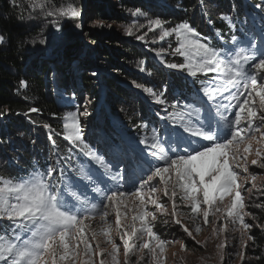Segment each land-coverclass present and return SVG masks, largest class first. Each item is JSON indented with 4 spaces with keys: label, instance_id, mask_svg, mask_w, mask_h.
<instances>
[{
    "label": "snow or ice",
    "instance_id": "snow-or-ice-1",
    "mask_svg": "<svg viewBox=\"0 0 264 264\" xmlns=\"http://www.w3.org/2000/svg\"><path fill=\"white\" fill-rule=\"evenodd\" d=\"M46 3L47 0H38L31 7L43 9ZM256 7L261 8V5ZM46 15L79 21L83 10L69 2ZM132 15L146 16L147 13L137 8ZM223 18L231 21L230 17ZM165 23L160 18H150L147 27L153 32L159 29L156 39L162 42L175 36L177 46L173 51L184 57L185 62L168 63L162 58L163 49L154 50L157 57H161L162 65L180 70L193 78L194 83L200 76L210 77L206 82L201 81L198 101L186 102L178 108L180 101L177 100L170 105L171 112L163 107L168 102L162 94L142 88L153 98V103L163 107L164 114L157 112V117L187 134L185 145L166 148L167 141L162 143L154 128L151 142L147 138L138 141L142 147L135 156L129 155L115 141L108 143L107 151L101 153L84 140L81 117L90 113L68 112L63 118L64 138L82 154L86 163L74 170L77 172L75 183L63 180L58 183L56 178H62L64 172L51 163L43 172H34L27 178L0 177V264H121V247L123 264H141L146 256L148 264H165L166 247L178 241L162 239L153 230L152 222L157 220V213L171 217L187 237L200 244L193 230L183 223L177 198L190 208L195 233L202 231L197 219L202 218L204 225L211 223L214 235L228 232L231 224L232 230L239 233L238 239L233 236L240 245L234 256L244 264L249 241L255 246V238L249 233L254 226L264 227L246 222V216L253 220L256 217L246 211L248 205L242 194H251L257 187V176L249 174V165L264 169V36L258 48L255 38L241 43L234 35L235 47L221 51L210 46L207 38L190 23L184 21L170 28H165ZM75 26L82 27L79 23ZM97 26L104 27L103 21H97ZM64 27L57 23L56 31ZM125 33L133 35V26L127 27ZM146 35H138L136 39L144 41ZM3 42L4 37L0 35V44ZM39 43L45 44L47 40ZM140 71L146 69L141 67ZM20 86L26 87V82L20 81ZM135 87L142 86L135 84ZM229 109L234 111L228 113ZM29 112H39V109L30 108ZM43 127L53 131L51 125ZM200 141L207 143L193 147ZM253 142L259 146L254 148ZM121 153L123 155H119ZM253 154L256 158L249 161ZM140 160L150 167L134 191H120L118 185L116 190L99 186L103 182L99 178L104 175L110 176L112 181L123 180L124 173ZM249 182L252 187L245 188ZM80 184L103 197L99 208L87 207L88 197L79 191ZM161 193L170 201V211L160 203ZM127 197H136L130 223H125L129 217ZM149 204L156 211H149ZM97 215L105 223L99 231L88 223ZM110 215L114 216L119 244L112 237V224L107 223ZM210 216L214 218L211 222ZM136 221L140 222L139 227ZM101 235L105 237L103 246L98 239ZM225 247V242L217 245L221 253Z\"/></svg>",
    "mask_w": 264,
    "mask_h": 264
},
{
    "label": "trees",
    "instance_id": "trees-1",
    "mask_svg": "<svg viewBox=\"0 0 264 264\" xmlns=\"http://www.w3.org/2000/svg\"><path fill=\"white\" fill-rule=\"evenodd\" d=\"M244 1L247 0H47L45 8L33 9L31 5L38 0H0V35L4 37L0 44V177L17 179L33 170L43 172L51 163L64 172L57 182L70 183L77 176L74 170L86 163L82 154L62 138L63 118L73 106L64 104L56 90L89 100L92 111L103 96L100 116L105 133L100 136L109 143L121 144L125 151L131 150L126 139L130 134L140 141L155 128L165 141L164 134L173 135L176 127H170L156 113L163 115V107L171 112L170 105L177 100L178 108L197 101L201 81L210 77L200 76L194 83L180 70L164 67L154 50L163 49L162 58L168 63L185 60L173 51L175 39L169 37L165 43L157 44L159 29L149 31L148 19H162L165 28L186 21L207 38L210 46L222 48L234 35L250 38L254 27L264 33V0H249L248 4ZM69 2L82 8L79 21L46 15ZM137 8L147 15H132ZM250 11L256 13V19H248ZM223 17H230L232 24ZM97 21L118 24L122 30L133 26L134 34L109 31L97 26ZM57 23L65 27L56 31ZM77 23L82 27L77 28ZM141 24L145 27H138ZM145 33L144 41L136 39ZM42 39L47 43H39ZM141 67L146 71H140ZM20 81L27 86L21 87ZM133 82L142 87H135ZM143 87L162 94L168 103L163 107L153 103ZM30 108H38L39 112H29ZM106 111L110 112L108 117ZM111 117L118 120V131ZM44 124L51 125L53 131ZM100 126L98 123L95 127ZM97 136L88 134L86 142L102 153ZM255 192L248 211L260 225L264 222V187ZM165 224L161 222L159 228ZM251 235L255 246L251 243L252 258L247 264H264V229L253 228Z\"/></svg>",
    "mask_w": 264,
    "mask_h": 264
},
{
    "label": "rangeland",
    "instance_id": "rangeland-1",
    "mask_svg": "<svg viewBox=\"0 0 264 264\" xmlns=\"http://www.w3.org/2000/svg\"><path fill=\"white\" fill-rule=\"evenodd\" d=\"M249 2L250 1L247 0V1H244L243 3L248 4ZM251 6H253V5H251ZM242 7H245V6L243 5ZM248 15H249L248 19L254 20L257 18V15L255 12L250 11V13H248ZM232 21H233L232 19L230 22L228 20V22L230 24H232ZM103 23H104V28L108 29L109 31L114 32V31H121L122 30V27L119 26L118 24H115V23L110 24V23H105V22H103ZM95 24H96V22H94L93 25H95ZM108 25H111V27H109ZM170 27H174V26H170ZM170 27H168V28H170ZM124 30H122V31H124ZM252 33H253V35L250 36V38H244V39L238 38V41L241 43H246L247 40H251V39L255 38L257 47L259 48L260 47V40H261V37L264 36V33L261 30H259L257 27L253 28ZM170 39H175V36H172ZM165 41H167V38ZM165 41L162 42V41L157 40V44L160 45L162 43H165ZM223 46L224 47H222V48H219V47H214V48H217V49H220L221 51H224L226 49H231V48L235 47V45L232 44V41L230 43L223 44ZM257 55H259V53H257ZM95 75H97V72L95 73ZM56 92H58V95L61 97V99H63L64 104H66L67 106H73V107H69L68 112H73V111L84 112V111H87L88 113H90V115L87 117H81V122L83 124L84 140L85 141L88 140L86 138L88 134L95 133L96 135H98L96 142L98 141L99 143L101 142V144H102V147H103L102 153L106 152L107 151L106 148L108 147L109 142L106 141L105 138H102L100 136V135H104V133H105V129L103 128V124H102V120H101V116H100L101 111L103 110V109H101V106H102L101 104L104 103V101L102 100L103 96L100 98V102L98 104L99 106L95 110L92 111V109H91L92 107L90 105L91 102L89 103V100L82 98V97H78V96L76 97L75 94H72V95H70L69 93L65 94L64 91H60V90H56ZM198 100H199V98H198ZM222 102L228 103L227 100H223ZM233 111H234L233 109H229L228 113H232ZM105 113H106V116L108 117L110 112L106 111ZM229 118L231 119L232 116L230 115ZM111 121L113 123V128L118 131L120 128L119 123H117L118 120H116V118H114V117H111ZM89 122L91 123V125L88 124ZM63 123H64V119H63L62 124ZM98 123L101 124V126L99 128H96L95 126ZM152 134L153 133L143 136V138L141 140H144L145 138H147L148 141L151 142ZM62 138L67 143H70L69 141H67L64 138V130H63ZM126 139L128 141L127 143L129 144V147L131 148V150L127 151V153L131 156H135L136 152L139 150L140 147H142V145L138 144L137 137L133 136L132 134L127 135ZM187 139H188L187 134L183 133L179 128H175V130L173 131V135L164 134V140L167 141V143H164V146L166 148L169 146L174 147V148L179 147V146H183V145H185ZM165 141L161 140L162 143ZM202 143H207V142L200 141L197 144L193 145V147H199L200 144H202ZM253 146L255 148V147H258L259 145H256L255 142H253ZM119 155H123V153H121ZM254 158H256V157L253 154L252 156L249 157V161L251 159H254ZM84 160H85V158H84ZM123 167L124 166L121 165V168H123ZM149 167H150V165L147 162H145L144 160H140L136 164L133 165V167L130 171H126L124 173V179L123 180H121L119 182L112 181L110 176L104 175V176L99 178L101 181H103L102 183H100L99 186L105 190H107V188H112L113 190H116L117 185H118L120 191H124V192L134 191L135 188L138 186V184L141 182L142 178L148 174ZM115 170H116L115 167H113V172H115ZM34 172H37V171L33 170L27 176H23L20 178H27L31 174H33ZM249 174L257 176V180L255 182L257 187L253 188V191L251 194H249L247 192L242 193L246 197L245 203L248 206L251 205L252 197L256 193L255 191L260 190L264 187V169H261L258 166L249 165ZM3 178H5V177H3ZM5 179H8V178H5ZM75 182H76V177L74 178L73 182H70V183H75ZM249 187H252L251 182H249L248 184L245 185V188H249ZM79 191L83 192L88 197L87 207L91 208L93 205H95L96 208L100 207L102 199H103L102 196H100L99 194L92 193L87 188H85L83 184L79 185ZM159 196H160V203H163L166 207L169 208V211H170L171 210V203L168 200V198L164 197L162 193L159 194ZM249 196L251 197V199H247V197H249ZM134 201H136V197H127L125 200V202L128 203V205H129V217H128V220L125 221V223L131 222V220H130L131 215L134 214L131 211V209L134 206L133 205ZM177 204L179 205L180 212L182 213L181 219L183 220V223L188 225L190 230H193V234L196 237V240L200 241V244H197L191 238L186 237L187 235L184 236L182 234L183 232H179L177 227H179V229H180V226L175 225L172 222L171 217H169L167 215H163L161 213H157V217H158L157 220L152 222L153 230L156 233H158L162 239L178 241V243H174V244L168 245L166 247V250L164 253V257H166L165 264H221V255H223V264H241L239 257L234 256V253L239 249L240 245L237 243L236 239H233V236H235L238 239L239 233L234 232L232 230L231 224H229V231L228 232L221 233L219 235H214L212 232V224L210 223L209 225H204L202 222V218H201V219H197L196 223L200 224L202 231L200 233H195V231H194L195 224L193 223V221L190 217V208H188L186 205H184L179 200V198H177ZM148 210L149 211H156L154 206H152L151 204L148 205ZM246 211H248V207L246 208ZM213 219L214 218L212 216L209 217L210 222L213 221ZM245 220H246V222L252 223L254 225L257 222V221H254L251 217H247V216L245 217ZM163 221H167V222H165L166 224L163 227V229H160L159 228L160 223ZM5 223H6V221H5ZM88 223H90L91 227L97 231H99L101 228L105 227V223L100 220L99 215L96 216L95 220L89 221ZM107 223L112 224V226H113V231H112L113 239L116 241V243H118V244L121 243L119 241V237L116 235L114 216L110 215L107 218ZM139 225H140V222L136 221V226L139 227ZM260 225L264 226V222ZM218 226L219 225H217V227ZM253 228H256V227L254 226ZM260 228L264 229V227H260ZM252 230H251V232H252ZM251 232L249 233L250 235H251ZM98 239L102 243V246H103V242L105 240V237L101 235L98 237ZM221 242H225L227 244V247H225L223 249L222 253L217 249V245ZM251 243L252 242L249 241V246L245 250L246 259L244 261V264H247V262L249 260H251V258H252V256H251L252 252L251 251L253 250V247H252ZM107 247L111 248V245H108ZM119 259L121 260V264H123L124 256H123V248L122 247H121ZM132 259H133V261H135L136 257L134 256ZM141 264H148L147 256L145 257V261H142Z\"/></svg>",
    "mask_w": 264,
    "mask_h": 264
}]
</instances>
